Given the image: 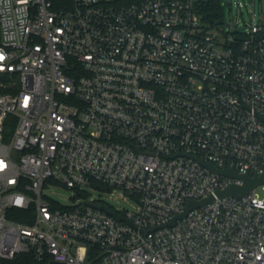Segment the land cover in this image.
Masks as SVG:
<instances>
[{"label":"built area","instance_id":"2783aa9c","mask_svg":"<svg viewBox=\"0 0 264 264\" xmlns=\"http://www.w3.org/2000/svg\"><path fill=\"white\" fill-rule=\"evenodd\" d=\"M66 4L0 0V258L264 264V185L218 197L243 180L194 158L264 173V25L211 26L194 0Z\"/></svg>","mask_w":264,"mask_h":264},{"label":"rangeland","instance_id":"374dc122","mask_svg":"<svg viewBox=\"0 0 264 264\" xmlns=\"http://www.w3.org/2000/svg\"><path fill=\"white\" fill-rule=\"evenodd\" d=\"M242 3V7H238V3ZM225 16L233 25L239 26L243 31L246 27L250 26L252 21L257 25H264V0H223ZM89 197L100 198L102 197L109 205L115 209H128L130 211L135 209V203L132 199L128 200H112L108 198L104 192L99 189H87ZM48 196L54 199L60 206H73L74 199L77 191L69 189L65 186H53L47 192ZM83 199L77 201L82 203Z\"/></svg>","mask_w":264,"mask_h":264},{"label":"water","instance_id":"95a60500","mask_svg":"<svg viewBox=\"0 0 264 264\" xmlns=\"http://www.w3.org/2000/svg\"><path fill=\"white\" fill-rule=\"evenodd\" d=\"M227 25H229V23ZM194 158L198 160L202 165L210 168L213 172L220 173V174L230 176V177H237L243 180L242 184H231L225 189L217 191L218 197H228V196L244 197L250 192H252L254 189H256L257 187L264 185V173L254 174L253 176L250 174H241V173H238L237 170L233 167L217 168L214 164L210 162H206L203 158H200V157H194ZM213 201H214V196H210L201 201H195V200L190 201L185 207L183 213L176 216L169 223V225L174 224L177 219L186 216L190 210L205 206L207 203H210ZM95 206L100 209L105 210L106 212L110 214L117 216L109 207L105 205H95Z\"/></svg>","mask_w":264,"mask_h":264},{"label":"trees","instance_id":"16d2710c","mask_svg":"<svg viewBox=\"0 0 264 264\" xmlns=\"http://www.w3.org/2000/svg\"><path fill=\"white\" fill-rule=\"evenodd\" d=\"M55 8H64L67 0H51ZM196 8L202 19L215 26L222 24L226 18L223 0H194ZM18 220L24 221V218L17 217ZM0 264H43L33 254L24 253L17 255L14 259L5 260L0 258Z\"/></svg>","mask_w":264,"mask_h":264}]
</instances>
